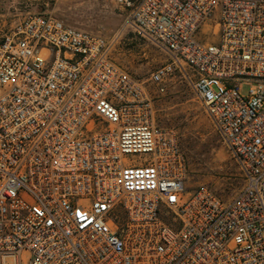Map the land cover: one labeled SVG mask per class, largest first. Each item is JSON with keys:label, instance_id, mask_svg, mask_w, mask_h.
<instances>
[{"label": "built area", "instance_id": "1", "mask_svg": "<svg viewBox=\"0 0 264 264\" xmlns=\"http://www.w3.org/2000/svg\"><path fill=\"white\" fill-rule=\"evenodd\" d=\"M111 1L167 57L156 92L192 89L242 187L188 194L114 40L27 14L0 33V264H264V0Z\"/></svg>", "mask_w": 264, "mask_h": 264}, {"label": "rangeland", "instance_id": "2", "mask_svg": "<svg viewBox=\"0 0 264 264\" xmlns=\"http://www.w3.org/2000/svg\"><path fill=\"white\" fill-rule=\"evenodd\" d=\"M32 13L51 14L67 25L114 40L111 56L118 66L144 83L152 101L154 126L171 130L178 138L187 163V193L205 186L225 201L234 197L243 184L238 165L185 82L174 80L167 84L164 94L156 92L148 79L167 57L124 28L125 10L111 0H0V33ZM145 158L136 155L127 160L139 163Z\"/></svg>", "mask_w": 264, "mask_h": 264}]
</instances>
